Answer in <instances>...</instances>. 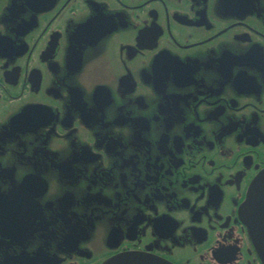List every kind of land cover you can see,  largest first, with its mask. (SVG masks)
Returning a JSON list of instances; mask_svg holds the SVG:
<instances>
[{
    "label": "flooded vegetation",
    "instance_id": "obj_1",
    "mask_svg": "<svg viewBox=\"0 0 264 264\" xmlns=\"http://www.w3.org/2000/svg\"><path fill=\"white\" fill-rule=\"evenodd\" d=\"M261 177L264 0H0V264H264Z\"/></svg>",
    "mask_w": 264,
    "mask_h": 264
},
{
    "label": "water",
    "instance_id": "obj_2",
    "mask_svg": "<svg viewBox=\"0 0 264 264\" xmlns=\"http://www.w3.org/2000/svg\"><path fill=\"white\" fill-rule=\"evenodd\" d=\"M256 193L262 196L264 199V177H261V180L257 183L255 190ZM254 194V193H253ZM259 243L256 244V250L258 254L264 260V237H261ZM104 264H169L167 262L161 261L153 257H147L138 254H125L119 255Z\"/></svg>",
    "mask_w": 264,
    "mask_h": 264
}]
</instances>
